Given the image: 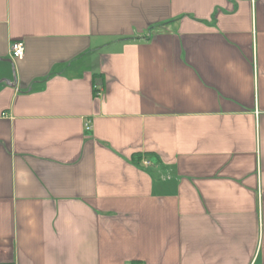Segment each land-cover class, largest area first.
Returning a JSON list of instances; mask_svg holds the SVG:
<instances>
[{"label": "crops", "instance_id": "crops-1", "mask_svg": "<svg viewBox=\"0 0 264 264\" xmlns=\"http://www.w3.org/2000/svg\"><path fill=\"white\" fill-rule=\"evenodd\" d=\"M0 60V264H264V0H0Z\"/></svg>", "mask_w": 264, "mask_h": 264}, {"label": "built area", "instance_id": "built-area-1", "mask_svg": "<svg viewBox=\"0 0 264 264\" xmlns=\"http://www.w3.org/2000/svg\"><path fill=\"white\" fill-rule=\"evenodd\" d=\"M10 55L12 60L21 59L24 55V44L22 41H14L10 44ZM87 131L90 129L89 125L85 128Z\"/></svg>", "mask_w": 264, "mask_h": 264}, {"label": "water", "instance_id": "water-1", "mask_svg": "<svg viewBox=\"0 0 264 264\" xmlns=\"http://www.w3.org/2000/svg\"><path fill=\"white\" fill-rule=\"evenodd\" d=\"M0 63H2V64H10L11 63V61H9V60H0ZM12 69V68H11ZM5 68H3V67H0V76H2L3 74H5ZM11 72H12V74H14V71H13V69L11 70ZM1 82H5V83H10V81L9 80H7L6 78H1V80H0V83Z\"/></svg>", "mask_w": 264, "mask_h": 264}]
</instances>
